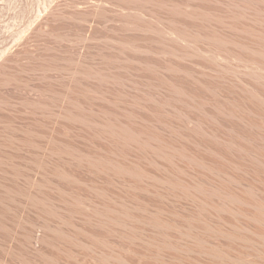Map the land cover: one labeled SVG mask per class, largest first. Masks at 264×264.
I'll return each instance as SVG.
<instances>
[{
  "label": "bare ground",
  "instance_id": "1",
  "mask_svg": "<svg viewBox=\"0 0 264 264\" xmlns=\"http://www.w3.org/2000/svg\"><path fill=\"white\" fill-rule=\"evenodd\" d=\"M205 1L165 5V18L152 12L162 3L137 5L125 26L136 34L106 45L99 67L53 59L25 86L38 98L23 106L52 130L44 144L11 138L35 151L22 186L0 158V178L14 173L0 182V226L15 211L32 254L264 264V0Z\"/></svg>",
  "mask_w": 264,
  "mask_h": 264
},
{
  "label": "rangeland",
  "instance_id": "2",
  "mask_svg": "<svg viewBox=\"0 0 264 264\" xmlns=\"http://www.w3.org/2000/svg\"><path fill=\"white\" fill-rule=\"evenodd\" d=\"M154 1H156L154 4L158 2L157 5L162 3L161 5L164 6V9L156 8V4H153L155 7L152 6L150 0H0V62L3 59L7 60L6 64H3L4 70H0V158L3 163L5 161L10 165L12 163L15 171L13 172L17 173V176H14V173L12 174L15 178L18 177L16 180L13 178L15 182L21 186L24 184V175L30 172L35 151L26 146V148L23 147L21 149L20 145L16 143L18 141L14 143L13 140L15 139L13 138L18 140L21 137L23 139L27 135L28 137L26 138L30 142L44 144L45 137L52 130L50 119L44 118V116L39 114L34 115L23 106V101H31V99L38 98V93L26 91L25 86L30 85L32 87L33 85H37L36 80H38V77L40 78V73L43 72L44 67H52L57 62V58H63L64 60L65 57V61L61 59L62 62L60 60L64 64L66 59H79L82 57L81 60H84L85 64L90 62L88 63L89 65L92 64V66L97 65L96 67H99V59L101 60L103 52L106 54L104 50L107 47L106 45L110 47L111 44L112 46L116 45V42L117 45L120 41V43H123L125 40L127 42L132 38L131 36L136 34L134 33L135 31L132 33L131 29L129 30L125 26L127 27L126 20L128 18H130V22L133 20L131 16L135 15L136 12L133 8L137 5L143 6L145 12L147 10L151 12L155 9L152 11L154 14L165 18L167 16V9L170 7L169 5L171 7L173 5L182 7L189 5V1L191 2V0ZM211 1L209 2L213 3ZM147 2L150 3V6ZM151 2L153 3V0ZM206 2L208 1L206 0L203 4L207 5L208 3ZM191 3L201 5L198 0L196 3L195 0H192ZM213 4L210 5L213 6ZM106 51H109V49ZM99 53L102 54L101 57ZM53 59H55L54 63L51 61ZM60 61L57 63H61ZM49 63L52 65H48ZM88 64L86 66H89ZM4 78L6 80L8 78L14 79L15 85H10L12 84V79L8 80L9 85L3 84L2 82H5L3 81L5 80ZM53 89L59 91L61 87L56 85ZM63 139L66 140L65 137ZM10 140L12 141L10 142ZM7 168L11 169L9 166L4 169ZM12 170L10 171L12 172ZM12 174L9 173L11 178L13 177ZM0 176H3L2 172H0ZM9 176L6 177L5 175L7 179L4 177L5 183L8 182ZM3 180L0 182L4 183ZM13 180L11 179L9 182ZM63 183L66 185L62 184L65 188L71 189V191H67L69 193L72 192V189L73 191H79L81 194L87 192V189L83 186L80 188L77 184L72 185V182L71 184L69 182L66 183V181ZM14 213L15 211H11L7 215L6 223L0 226V264H53L57 261L54 258L57 256H59L58 264H90L91 259L86 255L83 257L82 254L81 258L80 254H75V258H72V256L61 255L58 252L57 254L55 253V249L53 250L52 247V249L48 248L49 245H41L40 249L45 247L43 252L39 251L41 255L38 252L32 254L33 251L31 252L28 248L30 245L23 238L24 236H20V233L17 236L16 232H13V229H16V227H13L14 221L17 220V218L13 219L16 217ZM14 215L15 217H13ZM30 215L32 216V214ZM32 219L31 221L34 223V220L37 218ZM29 223H26L28 224L25 225L26 228L29 226ZM29 227L28 231L32 228L30 227L29 229ZM26 228L24 231H26ZM38 229L35 230L38 231ZM16 230L18 232V229ZM39 232L42 231H35V235L39 236ZM33 245L35 246V243ZM33 245L30 248L32 247L34 251L40 247V244L36 245V247L38 246L37 248ZM44 252L46 254L45 257L52 259V262H48L45 257L44 259L40 258L42 254L44 255ZM35 254H39L40 256ZM86 257L90 261L86 260ZM162 263L153 260H141V264ZM92 264H95V262Z\"/></svg>",
  "mask_w": 264,
  "mask_h": 264
}]
</instances>
